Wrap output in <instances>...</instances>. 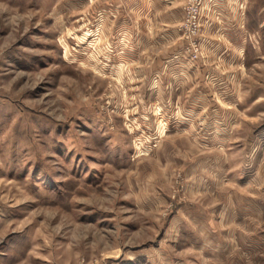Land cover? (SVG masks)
Returning <instances> with one entry per match:
<instances>
[{
  "label": "rangeland",
  "instance_id": "rangeland-1",
  "mask_svg": "<svg viewBox=\"0 0 264 264\" xmlns=\"http://www.w3.org/2000/svg\"><path fill=\"white\" fill-rule=\"evenodd\" d=\"M222 1L229 35L171 2L189 72L163 95L146 13L0 0V264H264V0Z\"/></svg>",
  "mask_w": 264,
  "mask_h": 264
},
{
  "label": "crops",
  "instance_id": "crops-1",
  "mask_svg": "<svg viewBox=\"0 0 264 264\" xmlns=\"http://www.w3.org/2000/svg\"><path fill=\"white\" fill-rule=\"evenodd\" d=\"M173 1V0H172ZM170 0H112L111 2L109 0H106V2H110L112 7L110 10H107L111 13H118L122 14L125 12V10L129 9L131 12H133L137 19L139 20L140 15L146 13L148 17V23L147 24V38H146V46H147V57L151 58V55H155L159 48L162 49V53L159 55H155L153 60L154 62L161 61L163 62L162 67L159 66L156 68V64L154 63L153 69L149 71V75L153 78L155 77H162V79L159 81V84L152 85L153 86V92L163 93V95H167L170 92H173L175 89V86L179 83V78L182 75V73L185 74L187 71V61L186 56L182 54V48L186 44V40L182 37V34L177 29L176 24L180 22L182 18V9L179 5L171 4ZM179 0H174V2H177ZM220 1V2H219ZM229 6L225 4L222 0H213L211 2V6L209 8L215 10L218 9L222 11V13H225L224 17L222 16V24L221 27H217V24L214 23V25L211 26H205V28L210 33L216 32L218 29L224 30L226 34H230L233 32V30H236L234 22V17L230 13V10L228 8ZM106 11V12H107ZM208 15H210V12H207ZM117 14V16H118ZM116 16V14L114 15ZM115 17L113 19H108L105 22V29L111 26V20L114 21L112 25H115L118 28V32L122 36H126L129 33H132L135 31V29L139 28V22L134 21V18L131 20H125V19H117L118 17ZM122 18V17H121ZM132 18V17H131ZM206 25V24H205ZM205 30V29H204ZM138 35V33H137ZM116 38L118 37L116 33ZM120 37V36H119ZM118 37V38H119ZM108 38H105V42H107ZM137 39V38H136ZM203 39V46L206 45V49L211 55V57L215 58L217 55H219V49L221 50L223 47L221 44L216 43V40H213L212 38H209L205 36ZM142 41L137 39L136 42L133 43L131 41V45L126 44L122 52H118L115 57L117 60H121L122 57L125 59H138L139 53L135 52L134 48L138 47ZM127 47V48H126ZM221 47V48H220ZM126 51V52H125ZM121 54V55H120ZM128 55V57H126ZM118 56V58H117ZM210 57V58H211ZM109 57H106L108 59ZM209 58V59H210ZM173 62V63H172ZM161 68V69H160ZM184 76V75H183ZM170 78L171 81H178L173 85V87H170L171 81L168 80V83H166L165 79ZM175 78V79H174ZM181 86V85H180ZM180 86H176V89L178 92L181 91ZM183 88V87H182ZM205 89V87H203ZM199 91V90H198ZM200 94L205 95V99L207 101L210 100L211 95L209 94L210 91L208 89L202 90L200 89ZM205 92V93H204ZM180 101V100H179ZM178 101V102H179Z\"/></svg>",
  "mask_w": 264,
  "mask_h": 264
},
{
  "label": "built area",
  "instance_id": "built-area-1",
  "mask_svg": "<svg viewBox=\"0 0 264 264\" xmlns=\"http://www.w3.org/2000/svg\"><path fill=\"white\" fill-rule=\"evenodd\" d=\"M205 0H190L191 3V7L189 8L190 13L192 12H197L200 11V9L202 8V3H204ZM190 6V5H189ZM188 6V7H189ZM193 8V10H192ZM200 13V12H199Z\"/></svg>",
  "mask_w": 264,
  "mask_h": 264
}]
</instances>
